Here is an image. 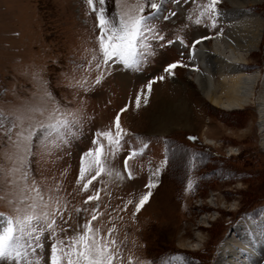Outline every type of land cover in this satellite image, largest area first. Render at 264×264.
I'll list each match as a JSON object with an SVG mask.
<instances>
[{"label": "rangeland", "instance_id": "obj_1", "mask_svg": "<svg viewBox=\"0 0 264 264\" xmlns=\"http://www.w3.org/2000/svg\"><path fill=\"white\" fill-rule=\"evenodd\" d=\"M161 2L170 3L166 15L171 9L175 17L150 23L173 43L149 37L144 41L146 59L139 68H118L85 92L73 86L72 78L79 80L84 75L91 79L96 74L87 71L93 59L91 50L98 48V29L86 0H0V110L7 115L17 106L42 103L41 86L34 74L47 82L62 105L83 110L75 138L48 153L37 150L39 154L31 157L30 176L44 186L46 196L50 192L66 202L65 219L71 225L67 236L83 223V208L89 209V215L97 208L93 227L121 249L116 264H129V256L136 264H238L245 253L242 244L247 243L242 236L254 240L264 230V222H260L264 218V112L263 105L259 106L264 86V23L259 45L246 64V84L258 75L255 94L245 108L235 111L214 106L201 93L186 45L200 34L214 46L212 35L221 28L223 33L227 30L224 18L234 15L236 9L244 20L259 16L264 22V0L240 9L230 0H220L219 24L214 29L195 23V5L205 0H195V5L192 0ZM106 7L114 11V0H106ZM177 59L184 64L165 73L164 66ZM152 76L164 78L153 81L149 92L147 81ZM141 90L147 103L142 99L137 107L135 94ZM125 103L131 104L121 115L127 134L121 150L109 156L111 175L101 173L85 191L77 182L80 154L92 146L93 132L113 127V117ZM103 143L107 151V140ZM132 148L137 151L125 168L124 157ZM12 151L4 139L0 169L14 166ZM157 167L161 171L156 172ZM153 173L159 183L136 211L129 201L138 200ZM9 179L14 177L9 174ZM96 189L97 199L85 202L86 195ZM15 194L14 185L0 183L4 222L10 213L3 197ZM109 228L113 234L108 233ZM236 240L241 245L232 244ZM254 248L259 252L257 245ZM49 253L45 235L43 247L30 258L47 260ZM263 256L264 251L253 263L258 264Z\"/></svg>", "mask_w": 264, "mask_h": 264}, {"label": "snow or ice", "instance_id": "obj_2", "mask_svg": "<svg viewBox=\"0 0 264 264\" xmlns=\"http://www.w3.org/2000/svg\"><path fill=\"white\" fill-rule=\"evenodd\" d=\"M192 2L195 5V0ZM86 3L95 14L98 29V48L91 50L93 59L89 62L87 71L91 73L94 70L96 74L91 79L84 75L79 80L72 78L73 86L81 87L85 92L94 88L118 68L124 71L139 68L146 59L144 41L149 37L156 42L168 45L173 43L155 30L157 27L155 24L150 23L159 18L156 14L161 11L160 0H114V11L111 12L106 7V0H98V5L96 0H86ZM219 3L220 0H205L204 3L195 5L198 13L195 16V23L203 24L206 29L216 28L220 17ZM168 11L169 15H164V20L174 18L176 15L171 9ZM222 32L223 28L217 34ZM206 39L207 37L201 35L190 45H186L189 59L193 61L191 67H197L192 53L199 41ZM180 42L184 43L182 40ZM183 64L182 59H177L167 63L163 70L165 73H172L177 66ZM80 67L83 66H75ZM34 75L41 86L42 103L27 107L17 106L7 115L0 110V143L6 139L12 145L14 158L12 160L14 166L11 169H0V183L4 187L10 185L16 187L15 195L11 198L7 195L3 197L10 214L6 216L5 226L0 228V264L5 260L9 264H116L121 249L116 246L115 240L101 236L100 229L93 227V221L99 214L97 208L91 209V215L87 207L83 208L85 213L83 223H78L76 228L72 229L73 234L67 236V229L71 225L65 219L66 202L61 203L60 198L50 192L46 196L44 186L30 176L31 157L38 155L39 151L51 152L75 138L84 119L81 108L62 105L48 90L47 82L41 80L38 74ZM163 78V76L149 78L147 81L149 92L153 81ZM142 91L135 94L137 107L142 99L147 103L146 94L142 96ZM130 107V103H125L115 113L113 127L93 132L92 146L81 152L77 182L82 184L85 191L89 190V185L101 173L108 172L111 175L109 156L121 150L120 145L127 134V129L121 125V115ZM105 139L107 151L103 143ZM136 151L137 149L132 148L124 157L125 168ZM155 171L159 172L161 169L157 167ZM9 174L14 179H9ZM128 174L131 177L132 173ZM158 183L153 173L147 180L146 190L138 200L129 201L134 203L136 211L150 199L152 190ZM98 195L99 189H96L92 195H86L85 202L96 200ZM76 211L79 212L81 209L77 208ZM67 215L70 217L71 213ZM61 233L65 235L61 236ZM108 233L113 234L112 228L108 229ZM45 235L50 242L47 260L41 258L43 253L41 257L30 258L34 250L43 247ZM128 261L129 264H136L131 256L128 257Z\"/></svg>", "mask_w": 264, "mask_h": 264}, {"label": "bare ground", "instance_id": "obj_3", "mask_svg": "<svg viewBox=\"0 0 264 264\" xmlns=\"http://www.w3.org/2000/svg\"><path fill=\"white\" fill-rule=\"evenodd\" d=\"M260 1L230 0L238 9ZM238 13L239 11L236 9L235 13H233L234 15L230 17H227V15L224 18L228 28L224 33L222 32L216 36L214 46L210 45L208 40H202L199 41L200 43L192 53L194 62L197 65V71L193 69L192 74L201 93L214 106L219 107L222 105L227 107V110L233 109L234 111L235 109L245 108L249 103L248 101L253 99L252 95L255 94V82L258 80V75L250 77V82L247 85L244 82L245 73L248 70V65L246 66V64H248V56L251 51H254L259 45L264 23L259 16L248 21L242 18V13ZM199 36L201 35L199 34L196 38ZM228 65L229 67H227ZM243 89H247L248 93H244ZM260 98L262 101L259 102V106L263 105L262 110L264 112V86ZM260 222H264V218ZM251 225H256V223H251ZM256 228L258 227H253V231ZM242 238L246 239L247 243L242 244V249L245 253L243 252L239 257L240 262L238 264H254L255 260L258 259L256 257H261V252L264 251V230L262 232L259 231L254 240L245 236H242ZM232 244L238 246L239 244L241 245V242L236 240ZM256 245L259 252L255 251L254 247ZM253 254L257 255L255 259L252 257ZM237 258L235 259L237 260ZM263 259L264 256L258 261V264H262Z\"/></svg>", "mask_w": 264, "mask_h": 264}, {"label": "trees", "instance_id": "obj_4", "mask_svg": "<svg viewBox=\"0 0 264 264\" xmlns=\"http://www.w3.org/2000/svg\"><path fill=\"white\" fill-rule=\"evenodd\" d=\"M196 188V187H195Z\"/></svg>", "mask_w": 264, "mask_h": 264}]
</instances>
